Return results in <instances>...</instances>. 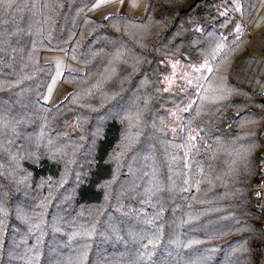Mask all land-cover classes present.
Listing matches in <instances>:
<instances>
[{"label": "trees", "instance_id": "1", "mask_svg": "<svg viewBox=\"0 0 264 264\" xmlns=\"http://www.w3.org/2000/svg\"><path fill=\"white\" fill-rule=\"evenodd\" d=\"M97 1L0 0V264H264V92L230 77L259 0ZM178 60L210 69L168 89Z\"/></svg>", "mask_w": 264, "mask_h": 264}, {"label": "crops", "instance_id": "2", "mask_svg": "<svg viewBox=\"0 0 264 264\" xmlns=\"http://www.w3.org/2000/svg\"><path fill=\"white\" fill-rule=\"evenodd\" d=\"M148 2L149 0H98L90 9V14L99 19L113 14H127L138 17L144 13ZM234 3L236 4V8H238L239 0H234ZM246 25L250 35L249 44L247 49L238 57L230 73V77L235 82L255 91L264 92V0H259L254 14ZM56 53L58 55V52ZM61 55L62 65L60 67V74H63L67 70H74L75 66L68 59L67 55L64 53ZM54 77L55 74L45 96V100L49 104H54V101L48 96V91Z\"/></svg>", "mask_w": 264, "mask_h": 264}, {"label": "rangeland", "instance_id": "3", "mask_svg": "<svg viewBox=\"0 0 264 264\" xmlns=\"http://www.w3.org/2000/svg\"><path fill=\"white\" fill-rule=\"evenodd\" d=\"M56 52L57 51H49L42 55L43 61L51 62L55 67V77L48 91V96H50V99L54 101V104L63 99L70 91V88L62 81V76L64 73L60 74V67L62 65L60 56H62V53H66L58 52L57 55ZM209 69L210 65L207 60L193 63H187L182 60H178V62H174L173 69L164 74L163 79L168 89L175 88V85H178V83L183 85L184 82L186 84L196 83L199 85L200 80L206 77Z\"/></svg>", "mask_w": 264, "mask_h": 264}, {"label": "built area", "instance_id": "4", "mask_svg": "<svg viewBox=\"0 0 264 264\" xmlns=\"http://www.w3.org/2000/svg\"><path fill=\"white\" fill-rule=\"evenodd\" d=\"M260 135L262 141L264 142V126L261 129ZM255 183H256V191H257L256 202L260 208H263L264 207V150L262 153L261 168L256 175Z\"/></svg>", "mask_w": 264, "mask_h": 264}, {"label": "water", "instance_id": "5", "mask_svg": "<svg viewBox=\"0 0 264 264\" xmlns=\"http://www.w3.org/2000/svg\"><path fill=\"white\" fill-rule=\"evenodd\" d=\"M198 1L200 0H187L185 5L183 6V10L185 11L190 10Z\"/></svg>", "mask_w": 264, "mask_h": 264}]
</instances>
